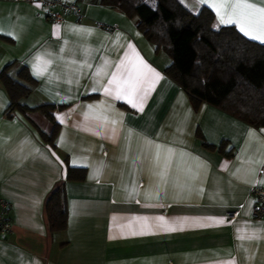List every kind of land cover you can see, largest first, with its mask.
Returning <instances> with one entry per match:
<instances>
[{
    "label": "crops",
    "instance_id": "0c3cea01",
    "mask_svg": "<svg viewBox=\"0 0 264 264\" xmlns=\"http://www.w3.org/2000/svg\"><path fill=\"white\" fill-rule=\"evenodd\" d=\"M63 1L81 8L79 20L54 23L36 3L0 0V72L26 67L35 85L21 102L55 105L58 124L51 145L43 136L53 123L40 111L7 116L0 84V196L12 223L0 264H264V214L252 218L250 194L264 188V127L195 106L136 18L100 0ZM179 1L211 10L215 29L264 43L219 23L217 10L227 18L230 9L210 5L222 0ZM126 58L158 74L132 98L136 107L104 91ZM68 166L84 178L68 180ZM61 183L66 227L51 233L45 205ZM228 210L238 211L233 220Z\"/></svg>",
    "mask_w": 264,
    "mask_h": 264
},
{
    "label": "trees",
    "instance_id": "16d2710c",
    "mask_svg": "<svg viewBox=\"0 0 264 264\" xmlns=\"http://www.w3.org/2000/svg\"><path fill=\"white\" fill-rule=\"evenodd\" d=\"M130 18L156 50L167 53L171 63L165 73L175 80L196 106L206 102L219 107L254 127H264V43L242 36L233 26L213 28L211 10L202 7L193 13L179 0H100ZM14 62L0 72V84L14 110L40 111L53 129L44 139L54 145L58 124L53 104L28 108L21 100L31 93L34 79L26 67L10 75ZM84 168L67 167L68 180H82ZM51 233L66 227L67 211L63 184L51 193L45 205Z\"/></svg>",
    "mask_w": 264,
    "mask_h": 264
},
{
    "label": "snow or ice",
    "instance_id": "6c2138e0",
    "mask_svg": "<svg viewBox=\"0 0 264 264\" xmlns=\"http://www.w3.org/2000/svg\"><path fill=\"white\" fill-rule=\"evenodd\" d=\"M257 2L264 4V0H257ZM39 6L37 4V7ZM210 6L216 7L217 9L220 7L230 9L227 18L217 10L220 24H236L245 36L264 42V7H258L257 3H252L251 0H222L219 5L213 4ZM57 31H59V26H57ZM47 63H50V61ZM150 73L158 78V74L147 65H143L142 61L138 65L128 62L126 58L120 61L116 66V70L111 73L108 86L104 88V91L108 95L115 94L117 99H127L128 103L136 107L137 105L133 103L132 98L136 96L141 85L146 81ZM39 74H41V70L39 65H37V75ZM99 74L98 71L97 75ZM157 155H159V151ZM160 175L163 178L164 173ZM220 223H223V221H220Z\"/></svg>",
    "mask_w": 264,
    "mask_h": 264
},
{
    "label": "built area",
    "instance_id": "2783aa9c",
    "mask_svg": "<svg viewBox=\"0 0 264 264\" xmlns=\"http://www.w3.org/2000/svg\"><path fill=\"white\" fill-rule=\"evenodd\" d=\"M29 3L39 4L45 15L51 22L61 23L68 16H72L75 20H79L82 16L81 8L73 2H65L63 0H16ZM105 30L114 29L113 26L98 24ZM250 194L254 198L252 206V218H260L264 214V188L254 184L250 188ZM11 205L3 197L0 196V236H4L12 231V223L10 217ZM238 214L237 210H228L226 215L229 220H233Z\"/></svg>",
    "mask_w": 264,
    "mask_h": 264
}]
</instances>
